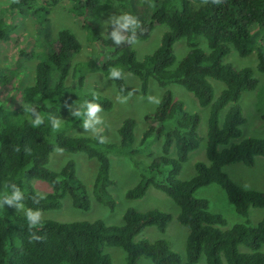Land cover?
<instances>
[{
    "label": "trees",
    "instance_id": "1",
    "mask_svg": "<svg viewBox=\"0 0 264 264\" xmlns=\"http://www.w3.org/2000/svg\"><path fill=\"white\" fill-rule=\"evenodd\" d=\"M39 1L13 3L11 0L8 3L0 16V46L15 33L13 21L16 14H37L38 30L47 28L46 12L37 6ZM147 1L153 10L147 20L138 17L142 22V31L137 30L138 40L146 39L156 24L165 25L166 30L162 32L158 46L142 60L136 59L129 44L117 46L106 38L108 33L105 30L103 35L97 33L94 22L91 31L87 29L91 24L89 13L94 15L99 9L106 8L109 0H65L68 12L80 22L90 41L96 43L97 52L102 55L98 63L95 60L72 63V56L80 50L81 44L70 29L63 27L56 31L54 38L46 41L39 55L21 47L13 57L3 59L0 54V64L4 65L0 67V193L6 184L16 183L24 193L26 209H57L66 195L72 207L88 209L89 195L75 173L74 160L69 158L57 171L46 166L50 153L60 149L63 153L80 152L95 160L91 196L111 209L113 201L107 187L112 180L107 153L114 151L132 159L151 135L156 139L162 137V155L152 159L146 168L154 174H141L125 196L128 199L142 197L152 186L172 200L178 209L176 220L187 230L184 262L162 238L134 240L146 226H154L161 233L164 231L170 216L157 209L138 212L128 208L119 225H108L100 219L58 222L43 218L42 226L32 230L43 239L30 242L25 214H16L13 207L5 204L0 206V264H113L103 247L121 248L124 264H136L141 256L152 264H197L200 255L205 257L206 264H264V251L261 250L264 217L254 226L245 220L222 230L219 228L225 223L222 216L209 212L206 199L193 195L198 187L214 183L224 191L235 213L243 218L247 217L249 207H264V192L237 186L222 170L224 165L236 162L252 165L254 157L264 156V139L245 137L236 140L240 134L239 125L244 121L237 102L242 92L255 88L256 80L250 68L234 69L220 62L231 49L239 56L250 51L249 27L252 24L264 27V0H223L220 5L211 0L207 3L204 0ZM42 2L49 4L54 0ZM126 12L130 13L129 10ZM107 30L112 29L109 26ZM197 37L204 40L208 51L199 48L195 41ZM178 39H184L187 50L171 67L174 61L172 46ZM13 42L15 44L18 40ZM261 43L255 67L264 73V35ZM38 56L41 58L34 64L30 82L13 85L11 79L18 76L26 79V72L21 68L11 73L8 65H16L21 58ZM113 67L136 76L142 95L152 78L161 88L171 82L181 85L193 94L199 106L208 107L204 147L207 163L195 162L190 178L182 180L177 174L188 152L197 146L198 114L186 111L182 101L175 99L168 89H163L160 94L162 103L144 115L146 127L138 141L133 134L135 121L130 117L124 118L117 127L119 140L114 144H100L94 135H66L63 132L81 121L71 115L69 103L82 105L93 100L92 92L83 93L82 98H69L74 88L82 87L85 73L101 71L108 76ZM68 77L71 86L66 83ZM207 78L224 85L215 98ZM112 81L119 93H127L123 78ZM13 92L18 93L16 99ZM96 96L95 102L104 110L111 107L108 98ZM26 105L41 114L50 113L61 118V128L54 131L47 118L40 127H33L31 117L23 109ZM226 105L229 106L219 124V112ZM170 146L175 148L174 158L165 156ZM146 153L151 156L149 149ZM160 164L169 165L168 172L161 178L156 174ZM31 180L44 181L50 186V191L44 194L45 198L39 204L33 203L31 198L37 194ZM240 246L244 249L241 250Z\"/></svg>",
    "mask_w": 264,
    "mask_h": 264
},
{
    "label": "rangeland",
    "instance_id": "2",
    "mask_svg": "<svg viewBox=\"0 0 264 264\" xmlns=\"http://www.w3.org/2000/svg\"><path fill=\"white\" fill-rule=\"evenodd\" d=\"M10 1L11 0H0V16H2V10H5ZM37 6H40L46 12L45 18L47 19V28L43 29V31L38 30L37 14H16L14 16L15 20L13 21L15 33L11 34L10 40H8L6 44L0 46V54H2L3 59H5V57L7 58V56L13 57V53L20 47L25 50L31 49L38 55L41 54L44 50L46 41L49 39L51 40L50 37L54 38L56 31L63 27L70 29L81 44L80 50L72 56V63L77 60H95L96 63L101 61L102 55L97 52L96 43L90 41L86 35L85 29L81 28L79 25L80 22L68 12L65 0H54L53 3L49 4L41 0L37 3ZM127 10L139 18L147 20L153 7L147 0H109L106 8L99 9L94 15L89 13L88 17L91 19V24H89L87 29L91 31V28H93L92 22H94L96 32L102 34L105 30L103 22L107 21L110 16H118L121 12H126ZM164 30H166L165 25L156 24L146 39L138 40L136 44H129L130 47L134 49L137 60H142L144 55L151 53L158 46L160 36ZM249 32L250 51L246 55L239 56L231 49L220 60L222 64H228L234 69L243 67L250 68L252 76L256 80L255 88L242 92L237 102L244 121L239 125L240 134L236 140L245 137L264 139V73L259 72L255 67L256 53L260 51L262 47L261 39L264 35V27L252 24L249 27ZM15 39H17L18 42L14 44L13 41ZM195 41L199 48L203 49L205 52L208 51L201 37H197ZM186 50L187 46L185 45L184 39H178L173 43L172 51L174 61L171 67L177 64ZM40 58V56L30 59L21 58L16 65L9 64V71L11 70V73H15L16 69L20 70L21 68L26 72V79L21 76L14 77L11 79V83L17 86L18 83L21 85L25 83V81L30 82L34 64L36 60ZM2 66L4 65L0 64V67ZM17 74L18 73H16V75ZM123 79L127 88V93L125 95H122L116 90L109 75H104L101 71L87 72L85 73L82 87L80 89L74 88L69 98L72 96L82 98L83 93L92 92L104 96L111 101V107L100 114L104 119V124L101 126L104 130L101 134L106 137V143L114 144L119 140L117 127L120 122L127 117L135 121L133 134L135 140L138 141L140 133L146 127V122L143 119L144 115L151 113L155 108V105L148 102V96L153 95L160 97L163 89L170 90L175 99L182 101L183 108L186 111L198 114V124L196 127L197 146L195 149L188 152L177 174V177L182 180L190 178L194 173L195 162L200 161L207 163L204 147L208 107L199 106L193 94L186 91L177 83L171 82L164 88H161L150 78L148 80L147 91L142 95L139 90V80L136 76L124 70ZM207 80L211 85L213 98H215L224 85L220 81L211 78H207ZM70 81L71 79L68 77L66 83L71 86ZM20 85H18V87ZM133 89L136 91L127 100V103L122 104L118 102V95L128 96V92L133 91ZM8 94L9 93H7L6 97ZM17 95L18 93L13 95L14 99L18 97ZM4 97L5 96H3V98ZM69 105L72 106L73 110L80 106L78 103H69ZM228 106L229 105H226L220 110L218 116L219 124H221L223 115ZM63 132L66 135H93L91 132L85 133L82 127V120L75 126L63 129ZM161 144L162 137L156 139L151 135L148 140L141 145L138 153L132 156V159L125 155L117 154L114 151H109L107 153L109 159V177L112 180V184L107 187V191L113 201L111 209L91 196L90 187L96 170L95 160L88 159L80 152L63 153L59 150H53L49 155L46 166L51 170L57 171L66 160L69 158L73 159L75 162V173L84 183L88 192L89 207L86 210L72 207L70 198L66 195L60 200L59 208L42 211L43 218L58 222L91 221L100 219L108 225H119L122 222L123 212L128 208L138 212L157 209L168 213L170 216L164 231L161 233L154 226H146L134 237V240L145 238L149 241H153L162 238L168 242L169 248L179 256L180 261L184 262V242L187 230L177 222L176 214L178 209L172 200L165 193L152 186L146 189L142 197L128 199L125 196L126 191L137 183L141 174H154V171L148 172L146 168L152 159L162 155ZM146 149L151 151L150 157L147 156ZM165 156L168 158L175 157L174 146L169 147ZM168 170L169 165L160 164L156 170V174L161 178ZM222 170L237 186L243 189H253L264 192V156L254 157V162L250 166L236 162L224 165ZM30 184L37 193L44 195L50 191V186L44 181L31 180ZM193 195L206 199L208 211L222 216L225 221L223 225H219V228L222 230L228 229L236 223H244L245 220H247V223L251 226H254L264 217V207H249L247 217L245 218L236 214L233 206L228 202L224 191L219 185L214 183L198 187ZM13 211L19 215L24 214L23 211L18 212L15 207H13ZM242 248L243 246H240L241 250ZM261 250L264 251V244L261 246ZM103 251L110 256L113 264H124V251L121 248L103 247ZM136 264H152V262L148 258L141 256L137 258ZM197 264H206L203 255L199 256Z\"/></svg>",
    "mask_w": 264,
    "mask_h": 264
},
{
    "label": "clouds",
    "instance_id": "3",
    "mask_svg": "<svg viewBox=\"0 0 264 264\" xmlns=\"http://www.w3.org/2000/svg\"><path fill=\"white\" fill-rule=\"evenodd\" d=\"M13 3H18L19 0H12ZM205 3L208 0H204ZM213 4L220 5L223 3V0H211ZM104 23L105 32L108 33V39H111L113 44L119 46L125 43L127 44H136L138 42L137 38V30L142 31V22L140 19L128 12H121L120 15H112L109 19ZM111 27V31L108 32V27ZM104 32V33H105ZM102 33V35L104 34ZM109 78L113 80L122 79L123 78V71L122 69L113 67L110 70ZM121 92L124 91L123 88L120 90ZM135 89L133 91L128 92V96L118 95L117 100L119 103H127V100L135 93ZM97 96L93 93V100L86 101L84 104L80 105L75 110L72 109L71 105H68L71 115L73 117H79L82 120V127L85 130V133L91 132L100 144H104L107 142L106 137L103 136L101 133L103 132L104 119L100 115L104 109L101 104L95 102ZM148 102L159 106L162 103V97L159 96H148ZM24 112L28 114L31 119L30 122L33 127H40L45 122V118H47L51 124V127L54 131H58L62 125V119L55 117L49 114H41L38 112L34 107L31 105L23 106ZM60 150V149H57ZM33 203L39 204L40 200L44 199V195L41 193H37L35 196L31 197ZM24 200V193L22 192L21 188L16 183H9L5 185V190L0 193V206H4L7 204L10 207H15L18 212L23 211L26 219L28 221L30 235V242L31 241H41L43 238L37 235L33 229L42 226V219L43 214L42 210L36 209L33 210L31 208H25L23 203Z\"/></svg>",
    "mask_w": 264,
    "mask_h": 264
}]
</instances>
